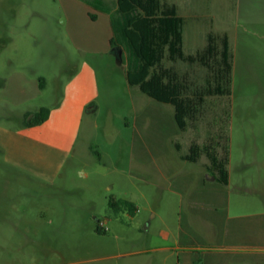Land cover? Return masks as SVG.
<instances>
[{
	"label": "rangeland",
	"instance_id": "374dc122",
	"mask_svg": "<svg viewBox=\"0 0 264 264\" xmlns=\"http://www.w3.org/2000/svg\"><path fill=\"white\" fill-rule=\"evenodd\" d=\"M104 1L112 7L115 0ZM165 1L183 16L185 54L201 51L208 34H226L231 56L230 95L205 96L183 131L170 105L127 85L123 55L74 47L61 0H0V132L22 127L26 106L2 93L16 73L43 79L30 109L55 104L83 62L98 85L52 183L8 163L0 143V264H177L180 233L203 252L239 241L264 249V0ZM163 64L192 92L212 85V71L198 63ZM144 108L161 111V133L159 150L139 162L140 142L151 144L154 134ZM193 144L218 158L227 145V185L208 174L204 151L195 163L182 160ZM110 198L137 210L115 212Z\"/></svg>",
	"mask_w": 264,
	"mask_h": 264
},
{
	"label": "crops",
	"instance_id": "0c3cea01",
	"mask_svg": "<svg viewBox=\"0 0 264 264\" xmlns=\"http://www.w3.org/2000/svg\"><path fill=\"white\" fill-rule=\"evenodd\" d=\"M61 4L68 34L79 52L88 56L114 53L122 57L121 49L110 47L112 30L107 14L95 11L80 0H61ZM172 4L177 7L175 3ZM90 14L95 16L94 20L90 18ZM41 91L38 81L28 79L19 73L12 75L2 93L14 104L26 106L20 114L22 120L26 114L34 113L40 108L49 109V115L47 120L38 126L2 130L0 143L8 163L52 183L76 144L84 115L93 108L98 96V85L92 65L83 62L78 72L64 86L63 93L55 104L38 105L35 109L28 108L27 105L32 99L42 96ZM155 111L156 113L151 115L146 108L142 110L144 118L154 121L152 128L154 134L151 144L143 139L140 142L137 148L139 162L146 161L148 154H152L153 150L154 152L159 150L155 131L161 133V130L157 131V126L160 125L162 115L160 110ZM145 114H150V117ZM191 229L189 226L187 233L193 230ZM179 230L182 231V227ZM240 233V229L236 228V236ZM203 248L202 245H195L185 238L182 240L180 233L175 246L177 264H264L263 246L251 241L226 244L216 251L206 249L203 252L201 251Z\"/></svg>",
	"mask_w": 264,
	"mask_h": 264
},
{
	"label": "trees",
	"instance_id": "16d2710c",
	"mask_svg": "<svg viewBox=\"0 0 264 264\" xmlns=\"http://www.w3.org/2000/svg\"><path fill=\"white\" fill-rule=\"evenodd\" d=\"M92 9L109 16L112 49H121L125 65V79L130 87H136L142 94L160 104L173 108V121L184 130L187 120L196 118L205 96L230 95L231 56L226 34H208L205 47L196 54L183 51V23L177 7L165 0H115L109 7L104 0H80ZM92 20L93 14L89 15ZM220 42V44H218ZM219 45V46H218ZM164 61H181L187 64L198 63L212 71V85L202 91L192 92L185 78H180L172 69L164 66ZM216 68V69H215ZM40 88L43 79L39 78ZM49 109L40 108L24 116L22 127H33L44 123ZM209 146L200 149L193 144L182 160L195 163L202 151L210 162L208 174L216 184L227 185L228 147L223 149V157L210 152ZM108 206L115 212L126 211L129 215L136 212V206L127 200L110 198ZM96 232L102 234L100 227Z\"/></svg>",
	"mask_w": 264,
	"mask_h": 264
},
{
	"label": "built area",
	"instance_id": "2783aa9c",
	"mask_svg": "<svg viewBox=\"0 0 264 264\" xmlns=\"http://www.w3.org/2000/svg\"><path fill=\"white\" fill-rule=\"evenodd\" d=\"M100 228L103 230L104 229V231L106 230V228L104 227V225H100Z\"/></svg>",
	"mask_w": 264,
	"mask_h": 264
}]
</instances>
